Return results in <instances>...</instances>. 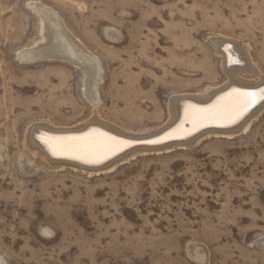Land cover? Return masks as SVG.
I'll use <instances>...</instances> for the list:
<instances>
[{
    "label": "rangeland",
    "instance_id": "374dc122",
    "mask_svg": "<svg viewBox=\"0 0 264 264\" xmlns=\"http://www.w3.org/2000/svg\"><path fill=\"white\" fill-rule=\"evenodd\" d=\"M35 3L100 62L98 101L81 66L21 53L46 41ZM214 36L264 74V0H0V264H264V106L231 137L98 174L25 145L37 122L159 129L173 95L227 81Z\"/></svg>",
    "mask_w": 264,
    "mask_h": 264
},
{
    "label": "bare ground",
    "instance_id": "6f19581e",
    "mask_svg": "<svg viewBox=\"0 0 264 264\" xmlns=\"http://www.w3.org/2000/svg\"><path fill=\"white\" fill-rule=\"evenodd\" d=\"M34 6L43 18L46 41L38 48L36 46L21 53L30 59L60 56L81 66L85 71L86 97L92 103L98 101L96 85L98 87L101 79L100 62L70 34L57 14L38 3ZM212 41L222 59L227 81L202 93L173 95L168 103L170 117L159 129L132 134L101 120L96 114L71 127L34 123L27 130L25 145L52 164L98 174L111 171L139 153L184 148L210 134L231 137L245 130L251 118L264 106V96L261 95L264 93V74L253 65L249 51L240 42L222 36H214ZM240 70L256 75L258 81L242 79ZM141 142L146 144H138ZM260 245L264 250V239Z\"/></svg>",
    "mask_w": 264,
    "mask_h": 264
},
{
    "label": "snow or ice",
    "instance_id": "6c2138e0",
    "mask_svg": "<svg viewBox=\"0 0 264 264\" xmlns=\"http://www.w3.org/2000/svg\"><path fill=\"white\" fill-rule=\"evenodd\" d=\"M243 95H253V94H243ZM262 96H264V93H262L261 94ZM249 103L251 102V101H248ZM50 147H53L52 145H50ZM55 150V149H54Z\"/></svg>",
    "mask_w": 264,
    "mask_h": 264
},
{
    "label": "water",
    "instance_id": "95a60500",
    "mask_svg": "<svg viewBox=\"0 0 264 264\" xmlns=\"http://www.w3.org/2000/svg\"><path fill=\"white\" fill-rule=\"evenodd\" d=\"M138 144H146L145 142H141V143H138ZM149 144V143H148ZM127 149V148H126Z\"/></svg>",
    "mask_w": 264,
    "mask_h": 264
}]
</instances>
